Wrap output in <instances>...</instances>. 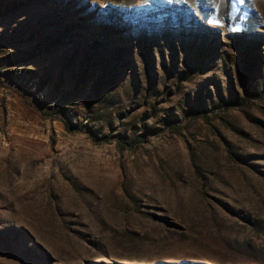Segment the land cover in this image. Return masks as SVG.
Wrapping results in <instances>:
<instances>
[{
    "label": "rangeland",
    "instance_id": "374dc122",
    "mask_svg": "<svg viewBox=\"0 0 264 264\" xmlns=\"http://www.w3.org/2000/svg\"><path fill=\"white\" fill-rule=\"evenodd\" d=\"M14 1L0 0V65L61 27L33 16L58 0ZM67 5L89 25L124 12L127 62L104 81L112 43L87 64L80 26L0 69V264H264V93L240 103L251 47L247 84L264 79V0ZM198 95L207 117L189 115ZM105 135L151 138L120 154Z\"/></svg>",
    "mask_w": 264,
    "mask_h": 264
},
{
    "label": "trees",
    "instance_id": "16d2710c",
    "mask_svg": "<svg viewBox=\"0 0 264 264\" xmlns=\"http://www.w3.org/2000/svg\"><path fill=\"white\" fill-rule=\"evenodd\" d=\"M39 1L40 0H15L14 4H19L18 8H22V6H24V5L37 4ZM69 1L70 0H58L57 3H53L51 1V2H49V7H48V9L45 10V12L41 11V12L35 13L33 16H35L34 19H36V20H39V18L45 19L48 16L47 14L51 13V15L53 16L52 17L53 20L58 21L61 24L60 29L56 30L55 36L47 35L46 37H44V39H42L29 52H18L16 54H12L9 57V62H6L5 64L0 65V69L5 68L9 64H12V63H22V62H25L27 60L33 59L36 56L40 55L42 52L49 50L51 47H55L58 44L62 43L63 40H65V38L68 37L70 35V33L73 30H75L76 28H78L80 26L81 27L91 26L89 28H92L95 32H94V36L92 38L87 37V41L89 42L88 43V51H87V54L84 56L83 61L86 62L87 64L92 63L94 58H96L97 51L104 49V47L106 45H108L109 41H110L112 43L111 47L113 48V53L108 60L109 61L108 66H107V68L103 74V80L106 82L110 81L111 78H113V75L118 70V68L120 66H123L127 62L126 58H125L128 50H129L127 40L125 39V41H124L120 37L112 36L115 31L119 30L120 18H121L122 13H124V12H120V14H118V12L112 11L109 8L107 11H101V13L99 14V19L93 18L92 24L89 25L87 23V19L84 16L72 17V18L68 17L70 12H72V11H70V9L67 5L69 3ZM15 6H17V5H15ZM50 7L52 8L51 10L49 9ZM66 17H68V18L66 19ZM82 32L83 33H81V34H83V35L87 34L86 30L82 31ZM252 53H253V47L250 48L249 53H247L246 57L244 58L245 82L243 83V97H242L240 103L246 102V101H249V100L255 98L260 92L264 93V79L261 80L259 83H255L253 85L247 84L248 83L247 78L249 79L250 77L253 76V66H252V63L250 61V57L252 56ZM147 65H148L147 69H149V72H150L151 65L149 62H147ZM164 70H165V68H164ZM165 72L167 74L169 73L168 71H165ZM40 88H41V86H40ZM196 98H197V103H196L197 105L192 106V108L190 109L189 115L191 116L192 114H194V111H196V113H198V114L203 113V116L207 117V114L202 112V110H204L206 108V106L204 105L203 98L199 95ZM230 103H236L235 95H234L232 89H230V91L228 93V101L222 102L221 106L226 109L228 107L227 105ZM187 104H189V107H191L189 100L187 101ZM46 110L48 112H50V110H52V109L47 108ZM50 114H53L54 118H56V115L61 116L59 119L63 122L66 129L69 130L70 132L73 131V129L69 126V124L66 121H64L63 118H67L68 120L70 118L63 111H59V112H55V113L50 112ZM189 115H187V116H189ZM186 118H188V117H186ZM166 125L168 128H170V126H171L173 129H177L179 126L175 117L172 115H170L168 117V119L166 121ZM77 128H79L80 133H82V134L85 133V131L82 130V128H84V126L79 125ZM150 138L151 137H148L146 135H140L139 137L134 138L132 141L135 144H137L139 142H148L150 140ZM103 141L108 142L110 144H115V146H116V148L120 154L130 152L132 150V147L134 144V143H130V142H128V143L121 142L118 139L111 140L109 135H105L103 137ZM157 264H173V263H167V262L161 261V262H158ZM180 264H194V263L183 261ZM199 264H201V263H199Z\"/></svg>",
    "mask_w": 264,
    "mask_h": 264
}]
</instances>
